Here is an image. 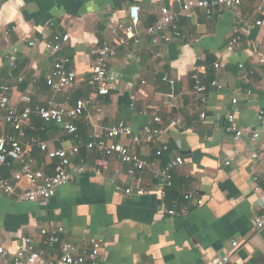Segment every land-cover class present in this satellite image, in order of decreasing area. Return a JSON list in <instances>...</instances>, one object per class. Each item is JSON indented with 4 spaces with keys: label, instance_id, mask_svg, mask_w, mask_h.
I'll list each match as a JSON object with an SVG mask.
<instances>
[{
    "label": "crops",
    "instance_id": "crops-1",
    "mask_svg": "<svg viewBox=\"0 0 264 264\" xmlns=\"http://www.w3.org/2000/svg\"><path fill=\"white\" fill-rule=\"evenodd\" d=\"M132 4L141 7L144 27L156 22L163 6L175 11L181 8L179 2L170 0H0V86L12 88V105L22 112L25 94L34 105L46 107L75 106L89 97L95 59L91 52L104 39H115L113 31L126 19ZM259 8L264 9V0H245L236 13L224 9L210 18L196 11L182 20L183 40L167 44L158 61L148 55L147 37L141 61H128L120 49L109 69L121 77V83L110 96L98 99L100 116L90 108L75 121L78 137L33 115L20 139L34 169L53 175L59 163L33 145L34 139L46 144L49 151L68 152L80 139L84 144L73 157V165L83 159L87 171L60 187L48 201L24 202L0 195V239L6 249L15 254L26 238H32L37 249L47 251L41 230L55 224L65 229L63 240L81 251L89 239H97L102 245L99 264H211L223 255L231 258V264H264V230L253 225L254 219L264 214V166L252 161L254 152L264 154V65L259 63L264 57V28L254 24L261 17ZM9 27L14 31L7 36ZM236 31L242 34L243 47L230 53L227 45ZM55 32L70 34L63 53L72 60L78 75L71 90L58 94L46 84L54 58L43 42ZM29 41L37 42L31 47ZM16 49L18 61L13 68L8 56ZM217 63L219 69H215ZM195 65L205 82L212 79L223 85V90L209 86L205 121L196 111L190 77ZM165 75L175 80L174 88L163 80ZM234 98L237 105L232 103ZM157 110L169 128L168 152L157 159L152 146H135L130 138L119 142L160 167L177 156L185 160L174 172L173 187L164 203L156 194L127 196L117 191L118 186L133 185L127 165L112 157L109 167L103 168L98 161L104 155L87 148L98 119L104 131L125 120L139 133ZM231 113L243 133L239 141L234 140L228 123ZM88 114L95 124L87 119ZM179 118L181 126L169 127ZM13 132L10 125H0V136ZM254 134H259L256 140ZM19 169L15 163L1 167L0 176L14 182ZM255 177L259 178V191ZM139 178L142 186L157 190L150 169ZM188 193H196L203 203L186 200ZM171 209L178 216H169ZM234 241L237 248L232 247ZM54 255H61L59 246Z\"/></svg>",
    "mask_w": 264,
    "mask_h": 264
},
{
    "label": "built area",
    "instance_id": "built-area-1",
    "mask_svg": "<svg viewBox=\"0 0 264 264\" xmlns=\"http://www.w3.org/2000/svg\"><path fill=\"white\" fill-rule=\"evenodd\" d=\"M181 4L178 11L172 10L167 6L160 9L156 22L148 27L142 23L141 7L138 4H132L127 11L125 20L119 22L113 34L115 39H104L91 54L95 57L89 86L91 93L89 97L80 99L75 106H63L49 104V106L34 105L30 95L22 96V102L25 108L19 112L11 103L10 86H0V125H10L14 132L12 134L0 136V168L11 167L13 163L18 164L20 169L15 173L14 182L0 176V195L17 197L24 202L48 201L56 196L57 191L64 185L71 184L75 179L87 171L86 163L83 159L76 165H73V157L78 156L84 143L78 139L71 152L66 150L49 151L48 146L33 140V145H37L42 151L47 152L51 159H58L53 175H46L42 170L34 169V161L23 148L21 137L25 136L23 128L30 124L32 116L37 115L46 122H53L62 126L69 134L77 135L79 128L75 123L82 118L90 108H94L97 116H100L102 109L97 101L101 97H106L116 91L121 83V77L118 74L111 73L109 64L111 60L119 55L121 49L128 61H141L143 42L145 37L150 40L147 47L148 55L155 61L161 60L165 54L167 44L183 40L184 35L181 29L182 20L190 18L196 11H203L208 18L216 15L224 9L234 13L240 10L245 0H170ZM261 17L254 21L255 26L264 28V9L259 8ZM14 27H9L6 34L10 36ZM70 34L55 32L50 37L43 40L46 50L53 56L54 65L52 71L46 76V84L54 94L68 92L77 81V71L72 66V60L64 55V50L70 44ZM37 41H29L28 45L33 47ZM243 47L242 34L238 31L229 40L227 51L230 53L238 52ZM16 49L13 54L8 56L9 64L15 68L17 66ZM260 65H264V57L259 60ZM220 68V63L215 65V69ZM240 68H243L241 65ZM198 65H195L191 71V79L194 82V93L197 97L196 111L202 121L207 119L205 110L207 103V86L200 72ZM163 80L170 85L175 86V80L169 75H165ZM23 81V79H21ZM213 88L223 90V85L214 80L211 84ZM234 105L238 104V99L232 100ZM134 107V105H132ZM261 117L260 119H263ZM93 116L88 114L87 119L95 124ZM97 125L92 134V139L87 148L97 150L104 155L98 161L99 166L108 168L110 159H117L124 165H127V177L132 180L133 185L128 188L117 187V191H123L127 196L132 195H153L156 194L162 203L165 202L168 190L173 187L174 172L185 165V160L177 156L163 167L158 166L156 161H148L141 158L135 151L125 144L119 142L122 138H130L135 146H152L155 148L157 159L162 157L170 150L166 141L168 127H165L159 111H155L151 120L139 133H134L131 126L121 120L116 125L104 131L100 125L101 120H97ZM230 130L234 133V140L239 141L243 136L239 128L235 114L228 115ZM183 124L181 118L171 122L169 127H179ZM263 124V123H262ZM264 126V124H263ZM101 127V128H99ZM78 137V136H77ZM259 134H254L253 140H256ZM110 141V143H108ZM112 142V143H111ZM252 161L264 166V154L254 152ZM229 164V162H227ZM150 169L157 182V190L153 191L151 187L142 186V179L139 176ZM99 172V170H97ZM118 174V172H116ZM254 182L256 191L261 190L259 178L255 177ZM186 200H196L199 205L203 202L199 200L196 193L185 195ZM169 216H178L175 209L167 211ZM253 225L257 230H264V214L255 218ZM46 237L45 244L48 250H39L35 246L32 238H26L23 246L11 254L0 239V264H99V258L102 253L101 243L95 239H89L86 242V248L82 251L70 241L63 240L62 236L65 229L61 225L51 224L50 228L41 230ZM59 246L60 256L57 257L56 247ZM233 248L238 247V242L232 243ZM53 254V255H51ZM211 264H231V258L228 255L214 258Z\"/></svg>",
    "mask_w": 264,
    "mask_h": 264
},
{
    "label": "trees",
    "instance_id": "trees-1",
    "mask_svg": "<svg viewBox=\"0 0 264 264\" xmlns=\"http://www.w3.org/2000/svg\"><path fill=\"white\" fill-rule=\"evenodd\" d=\"M214 80H210V81H208V82H205V84H206V86H207V92H208V88H209V86H211V84H212V82H213ZM212 87V86H211ZM111 95V94H110ZM110 95H108V96H110ZM107 97V96H106ZM77 136H78V134H77Z\"/></svg>",
    "mask_w": 264,
    "mask_h": 264
}]
</instances>
